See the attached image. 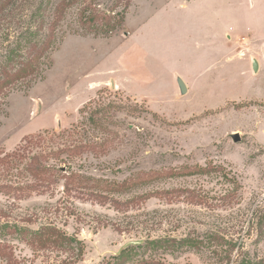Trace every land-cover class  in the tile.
I'll return each instance as SVG.
<instances>
[{
  "label": "rangeland",
  "instance_id": "374dc122",
  "mask_svg": "<svg viewBox=\"0 0 264 264\" xmlns=\"http://www.w3.org/2000/svg\"><path fill=\"white\" fill-rule=\"evenodd\" d=\"M126 2L67 7L37 72L0 92V243L22 264H115L186 236L201 242L117 264L264 260V0H129L110 33L86 19ZM39 3L0 2L1 68ZM47 224L84 253L14 231Z\"/></svg>",
  "mask_w": 264,
  "mask_h": 264
},
{
  "label": "trees",
  "instance_id": "16d2710c",
  "mask_svg": "<svg viewBox=\"0 0 264 264\" xmlns=\"http://www.w3.org/2000/svg\"><path fill=\"white\" fill-rule=\"evenodd\" d=\"M6 1V3L12 4L14 0H0V2ZM85 2V0H40L39 6L36 8V18L38 24L35 29H27L25 32V41L27 46V51L23 58L16 65H7L5 67L0 66V92L7 87L13 86L19 81L26 80L32 77L38 70L41 58L45 57L47 52L52 47V41L54 39V34L61 20V15L64 13L67 7L76 4L78 2ZM55 3L54 10L52 12L51 19H48L46 15V9L49 5ZM129 6V0L124 3V6L115 10L113 8L107 9L105 12L96 11L95 13H89L86 19L91 22L96 23L101 20V29L105 33H110L116 30L124 22L125 13ZM42 34V35H41ZM17 53V52H16ZM16 54L10 53L8 56V61H13L17 56ZM7 226V224H6ZM8 226H10L8 224ZM3 228L4 225L2 226ZM14 231L23 235L29 242V244L34 248H76L78 250V255L84 253V243L77 239L76 237L69 235L66 231L61 230L53 224L42 225L38 229H29L28 227H19L14 225ZM201 241L192 236L182 237L180 239L176 237H158L150 238L145 244H129L121 253L118 254L115 259L116 263L124 262L128 254L139 247H158L167 246L168 244L175 246L177 244L186 246H197ZM78 244V245H76ZM14 247L8 243H0V257H4L6 260L5 264H22L15 257ZM149 261L137 262L135 264H151ZM239 264H264V260H247L240 261Z\"/></svg>",
  "mask_w": 264,
  "mask_h": 264
},
{
  "label": "water",
  "instance_id": "95a60500",
  "mask_svg": "<svg viewBox=\"0 0 264 264\" xmlns=\"http://www.w3.org/2000/svg\"><path fill=\"white\" fill-rule=\"evenodd\" d=\"M254 67L256 68L255 62H254ZM177 82H178L181 93H185L187 91V86H186V83L184 82V80L181 77H178ZM234 139H235V141L240 140V137L237 133L234 134ZM131 243H139V242L138 241H132Z\"/></svg>",
  "mask_w": 264,
  "mask_h": 264
}]
</instances>
